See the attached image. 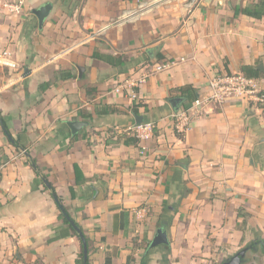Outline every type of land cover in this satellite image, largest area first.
I'll list each match as a JSON object with an SVG mask.
<instances>
[{
  "label": "crops",
  "instance_id": "1",
  "mask_svg": "<svg viewBox=\"0 0 264 264\" xmlns=\"http://www.w3.org/2000/svg\"><path fill=\"white\" fill-rule=\"evenodd\" d=\"M4 1L0 51L15 67L0 66V264L76 263L78 237L52 239L61 220L49 185L91 238L89 264H209L223 244L264 240V105L210 104L183 134L172 116L185 84L202 93L242 65L264 83V17L240 11L256 0H26L21 15ZM46 2L39 28L32 9ZM143 71L132 99L126 80ZM135 115L154 123L144 152L131 141ZM69 120L86 124L71 134ZM159 227L168 246L146 249ZM253 246L242 264H264V241Z\"/></svg>",
  "mask_w": 264,
  "mask_h": 264
},
{
  "label": "built area",
  "instance_id": "2",
  "mask_svg": "<svg viewBox=\"0 0 264 264\" xmlns=\"http://www.w3.org/2000/svg\"><path fill=\"white\" fill-rule=\"evenodd\" d=\"M194 1L195 0L187 2L185 6L190 8ZM25 4L26 0H5L2 3V7L10 14L21 15L24 12ZM173 63L174 61L171 60L163 61L148 64V68L150 67L149 69L152 72H160L170 67ZM0 66L15 67V63L11 59L9 51H0ZM147 75L148 73L143 71L138 77H131L126 80L127 87L131 89L130 97L132 99L137 97L133 87L144 82ZM115 90L119 91V87L115 88ZM234 99L264 105V83L262 78L247 76L242 72H223L213 76L208 83L206 91L198 93L187 106L174 111L172 114L174 129L178 133H186L190 129L194 117L200 116L206 106L210 104H220ZM129 130L131 131V135L139 140L141 152L146 151V146L142 143L152 136L154 123L151 121L136 123L131 126ZM22 152H25V150H22ZM3 167L4 166L0 165V188L2 186Z\"/></svg>",
  "mask_w": 264,
  "mask_h": 264
},
{
  "label": "trees",
  "instance_id": "3",
  "mask_svg": "<svg viewBox=\"0 0 264 264\" xmlns=\"http://www.w3.org/2000/svg\"><path fill=\"white\" fill-rule=\"evenodd\" d=\"M240 11L243 14H246V15H249V16H252L255 18H262V17H264V0H256L255 2L249 4L248 6L240 8ZM93 57L104 59L105 61H107L108 63H110L112 65H115L116 61H117V63L120 62V60H118L116 58H110V57H105V56L103 57L102 55L95 53V52L93 53ZM240 70L242 73H244L247 76H254V77H258V78H261L263 76L262 75L263 73L261 71L254 69L252 66H249V65H242ZM72 76L73 75L70 72H67L65 70H58V72L56 73V79H68ZM51 84H52L51 81H44V82L39 84L38 89L40 91H44ZM176 91L179 92V95L182 97V99L184 101V103L182 105L183 107L187 106L198 94L197 90L191 84H185L183 86H180L176 89ZM138 105H139V103L136 104V106H138ZM2 125L5 129V131L7 132V128L5 126L4 120L0 114V130H1ZM19 133H21V132H19ZM18 138H19V136L14 140V145L18 146V147H22V145L18 141ZM126 141L128 142V140H125V142ZM131 141L136 142L137 139L132 136ZM29 161H30V164L32 165V167H34V169L38 173L39 172V166H38L36 160L29 158ZM47 188L49 189V191L51 192L52 195H56L55 190L52 186L49 185V186H47ZM59 220H61V226L56 228V234L52 237V239H56L58 237L66 236V235H70V234L77 236L78 239L80 240L81 249L77 255L75 264H84L82 242H81V239H80V236H79L77 230H75L73 228V226L69 223V221L65 218L64 214L61 211L59 213ZM74 223L78 226L79 230L82 232V234L84 235V237L86 239L87 250H88L86 262H87V264H89V244H90L91 238L84 233L83 229L75 221H74ZM132 238L133 239L135 238L134 235ZM260 241H264V240H262L260 238H256L255 240L248 243L246 246L250 247L253 245V243L257 245V243H259ZM148 245H149V243L146 245V247H145L146 249H148ZM166 246H168V244ZM252 247H254V246H252Z\"/></svg>",
  "mask_w": 264,
  "mask_h": 264
},
{
  "label": "water",
  "instance_id": "4",
  "mask_svg": "<svg viewBox=\"0 0 264 264\" xmlns=\"http://www.w3.org/2000/svg\"><path fill=\"white\" fill-rule=\"evenodd\" d=\"M51 8H52L51 4L46 2L43 5L39 6L38 8L32 9L33 14L37 18L39 28L42 27L43 21L46 18V16L48 15ZM256 68L263 69L262 62L259 63V65H256ZM26 73H28V71L27 72L25 71L24 75H26ZM81 73H82V68H79V77H81ZM181 101H182L181 98H173L170 100V104L172 107L178 108ZM141 122H143L142 117L140 115H135V123L138 124ZM85 124H86V122L79 121V120L67 121V125L71 131V134L77 133L80 130V128ZM1 127L4 128L3 126H1ZM3 130H4V132H6L5 129H3ZM8 137L11 139V137L9 135H8ZM53 198H54L55 202L57 203L60 211L64 214L65 218L69 221V223L73 226V228L75 230H77V232L80 236L81 242H82L84 264H87L86 260H87L88 250H87V243H86V239H85L84 235L79 230L78 226L74 223L72 218L69 216V214L65 210V208L62 206L58 197L56 195H53ZM161 244H168L167 231L163 227L157 228L155 235L153 236L152 240L149 243V247H155V246H158ZM248 249H249V247H247V246L240 248L233 255H231L230 257L225 259L222 262V264H242L245 261V256H246V252L248 251ZM255 259L257 260L258 257L255 256Z\"/></svg>",
  "mask_w": 264,
  "mask_h": 264
},
{
  "label": "rangeland",
  "instance_id": "5",
  "mask_svg": "<svg viewBox=\"0 0 264 264\" xmlns=\"http://www.w3.org/2000/svg\"><path fill=\"white\" fill-rule=\"evenodd\" d=\"M252 239V238H250ZM241 247V246H240ZM239 250V248L235 247V248H231L229 250V248L226 246V244H223L222 246V250H220V252L218 254H215L214 259H211V264H222V262L227 259L228 257H230L231 255H233L235 252H237ZM251 253L252 252H247L246 253V258H250L251 257ZM208 264V263H207Z\"/></svg>",
  "mask_w": 264,
  "mask_h": 264
},
{
  "label": "flooded vegetation",
  "instance_id": "6",
  "mask_svg": "<svg viewBox=\"0 0 264 264\" xmlns=\"http://www.w3.org/2000/svg\"><path fill=\"white\" fill-rule=\"evenodd\" d=\"M253 246V245H252ZM252 246H250L249 250L252 248ZM247 260V259H246Z\"/></svg>",
  "mask_w": 264,
  "mask_h": 264
}]
</instances>
